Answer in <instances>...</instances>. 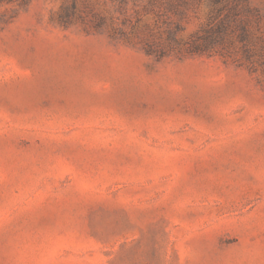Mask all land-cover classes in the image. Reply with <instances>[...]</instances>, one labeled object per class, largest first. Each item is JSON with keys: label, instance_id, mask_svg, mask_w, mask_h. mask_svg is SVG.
<instances>
[{"label": "rangeland", "instance_id": "obj_1", "mask_svg": "<svg viewBox=\"0 0 264 264\" xmlns=\"http://www.w3.org/2000/svg\"><path fill=\"white\" fill-rule=\"evenodd\" d=\"M0 264H264V0H0Z\"/></svg>", "mask_w": 264, "mask_h": 264}]
</instances>
